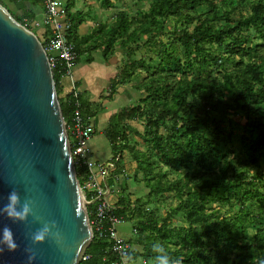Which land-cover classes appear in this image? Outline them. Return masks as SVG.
Returning <instances> with one entry per match:
<instances>
[{"label": "trees", "instance_id": "obj_1", "mask_svg": "<svg viewBox=\"0 0 264 264\" xmlns=\"http://www.w3.org/2000/svg\"><path fill=\"white\" fill-rule=\"evenodd\" d=\"M26 1L30 7L22 14L8 7ZM76 1L67 0L65 8L77 60L88 53L92 62L100 51L108 61L121 48L123 63L105 98L134 81L142 94L112 114L106 130L116 174L126 177L121 160L127 151L136 164L134 178L143 177L149 188L146 198L133 203L128 194L119 201V212L135 221L132 244L140 248L131 253L135 260L153 264L151 245L159 241L180 264H259L264 260V0H150L138 23L120 9L111 23L85 35L79 26L88 13L74 10ZM96 1L114 6L113 0ZM0 2L21 23L28 19L46 45L51 28L35 26V9H45L43 0ZM53 72L69 124L76 100L63 93L60 69ZM79 99L89 121L97 111L81 94ZM129 121L142 122L144 131ZM132 134L147 148L132 142ZM77 175L82 183V168ZM168 193L177 203L161 216L152 205ZM213 204L228 206L230 213ZM106 250L107 243L95 237L79 264H109Z\"/></svg>", "mask_w": 264, "mask_h": 264}, {"label": "water", "instance_id": "obj_2", "mask_svg": "<svg viewBox=\"0 0 264 264\" xmlns=\"http://www.w3.org/2000/svg\"><path fill=\"white\" fill-rule=\"evenodd\" d=\"M15 189L33 201L36 217L13 222L18 248L0 252V264H79L92 242V228L75 167L53 68L38 34L0 2V208ZM55 221L62 243L34 244L31 234ZM2 237V231H0Z\"/></svg>", "mask_w": 264, "mask_h": 264}, {"label": "built area", "instance_id": "obj_3", "mask_svg": "<svg viewBox=\"0 0 264 264\" xmlns=\"http://www.w3.org/2000/svg\"><path fill=\"white\" fill-rule=\"evenodd\" d=\"M43 3L44 16L42 20L35 21V26L51 28V35L44 45L45 49L52 68L58 67L63 73V78L68 77L71 80L72 86L69 93H72L76 100L73 116L69 124L66 122V127L76 170L79 167L84 172L83 182L81 183L80 180L79 182L87 203L92 240L97 237L107 243L106 251L111 259L109 264H122V256L125 253H132L134 250L132 240L126 238L118 230V225L125 221L126 216L119 212L121 209L119 201L123 199V194L115 189V183L120 181L123 175L116 174L117 167L114 163V156L106 162L91 159L88 143L95 133V126L83 117L80 109L79 96L81 92L74 77L78 56L74 43L69 38L71 26L65 1L43 0ZM28 23L30 21L25 19L24 25L28 26ZM133 231L134 234L137 233L134 228ZM131 262L129 261L128 264Z\"/></svg>", "mask_w": 264, "mask_h": 264}, {"label": "rangeland", "instance_id": "obj_4", "mask_svg": "<svg viewBox=\"0 0 264 264\" xmlns=\"http://www.w3.org/2000/svg\"><path fill=\"white\" fill-rule=\"evenodd\" d=\"M96 3H97V6H99L98 10L103 12L105 16V12H106L105 10H107V8L103 7L101 2L99 1H97ZM113 3L116 5V8H113V10H110L108 12V15L106 14L105 19H107V21H109L111 18L112 19L115 18V14L118 12V10L125 9L126 11H128L130 16L136 17L135 18V24H136L138 23V20H143V13L145 11H148L150 7V0H114ZM8 7L10 8L12 12L14 13L16 12V7L14 4H8ZM37 9H38L37 11L38 19L42 20L44 16L42 8L37 7ZM168 23H170L171 27L175 25L174 21H168ZM166 39L167 38L166 37L163 38V36L160 38L161 41H164ZM158 47L163 48L161 42L158 43ZM143 53L144 51L139 52L137 54V58L140 59L142 56H144ZM148 54L150 55L147 57V60H149L153 56V54L149 52ZM94 55L97 57V62L102 60L100 51L95 52ZM123 55H124L123 50L121 48H118L117 53L114 56H112L110 60V64H112V66L109 65V67H112V68H107V73L105 72L104 75L106 74L115 75V73L119 71V67L122 66V63H123ZM87 58H88V55L86 54L81 56L78 68L82 67L85 64V62H87ZM156 60L158 61V59ZM75 69L76 67L74 68V75H75ZM66 78L69 79L68 77ZM104 82L108 88V80L105 79ZM136 83L137 81H134L131 84H124V85L122 84L120 86L118 85L119 87L118 86L117 87L119 88L120 92L116 93L112 99H109V101L105 103L107 109L104 111H101L102 113L99 112V115L102 116L101 114H103L104 112L108 114L109 112H112V111L114 112L118 111L120 108L124 109V108L134 105L139 99V97L142 95L141 92L137 91L134 88V86H132L133 84H136ZM230 117H233L236 120L238 119L242 120L241 115L232 114ZM128 123L132 128H137L140 132L144 131V125L142 122L129 121ZM107 127H108V121H106V119H105V123L104 122L101 123L99 120V124L96 127V133L94 137L91 140H89L88 147L92 150L93 154H91V159L93 160H98L100 162H106L107 159L109 160V158L112 157V147H111L110 141L106 137ZM131 138H132V142L138 140V142L140 143L139 144L140 148L142 149L147 148V145L145 143H142V139L139 138L138 136L132 134ZM121 162L125 166L127 174H126V177H124L123 179L121 178L120 181H117L115 183V189L120 194H123L125 196L126 195L128 196V194H130L132 196L130 197V200L131 202L133 201V203L136 198H140V197L146 198L149 192V188L147 187L146 181L143 179V177L139 175L140 178L138 180L134 178V174L136 172V164L132 160L130 154L127 153V151H124ZM165 198L166 199H164L163 197H160L159 199L156 198L152 205L153 207L158 208V213L161 216L166 215L169 212L170 207L177 203V199L173 196V194L168 193V195H166ZM212 207L220 208L222 209V211L224 212L227 211L230 213V209L228 206H220V205L213 204ZM176 218L180 220L179 221L180 224L185 222L181 218V216H178ZM134 225H135L134 220L126 218L123 223L118 225V230L126 238L134 241L136 239V235L134 234V231H133ZM133 248L137 250L140 249L136 244L133 245ZM141 261L142 259L141 257H139L134 262H131V264H140Z\"/></svg>", "mask_w": 264, "mask_h": 264}, {"label": "crops", "instance_id": "obj_5", "mask_svg": "<svg viewBox=\"0 0 264 264\" xmlns=\"http://www.w3.org/2000/svg\"><path fill=\"white\" fill-rule=\"evenodd\" d=\"M64 1L66 2L67 0H64ZM96 2H97L96 0H77L76 1L74 10H82L88 13V19L79 26V33L81 35L89 34L92 31H94L96 27H98L101 23L109 24L115 19V18L113 19L111 18L109 21L105 19L106 14L108 15V12L110 10H113V8H116L115 4L113 7L107 8V10H105L106 12L104 16V13L98 10L99 6H97ZM15 7H16V13L22 14L23 10L30 7V3L28 1L18 3L15 5ZM44 10L45 9L42 8L43 13H44ZM35 11L37 12L38 9H35ZM37 20H40L38 19V14H37ZM97 35H96V38L98 37ZM94 53L92 54V56H94V60L92 62H85V64L80 68H78L80 60L79 61L77 60L74 77L76 79L77 86L81 92L82 100L85 103L91 104V106L93 107V110L97 111L94 117H88V120L94 124L95 133H96V127L99 124V120L101 123L103 122L105 123V119H106V121H108L109 123V119L111 115L117 112V111L115 112L112 111V112H109L108 114L104 112L103 114H101L102 116L99 115V112L107 109L105 103L109 101V99H106L105 97L110 91L111 82L114 79V77L117 75V73H115V75H109V74L104 75L105 72L107 73V68H112V67H109V65L112 66V64H110L111 58L108 61H105L101 55L102 60L101 61L98 60L99 62H97V57L94 55ZM86 55H89V54L87 53ZM105 79L108 80V88L104 82ZM62 84H63V93L67 94L71 90V86H72L71 80L64 78ZM118 87H117V93L120 92ZM90 152L91 154H93L91 149H90ZM112 156H113V153H112Z\"/></svg>", "mask_w": 264, "mask_h": 264}, {"label": "clouds", "instance_id": "obj_6", "mask_svg": "<svg viewBox=\"0 0 264 264\" xmlns=\"http://www.w3.org/2000/svg\"><path fill=\"white\" fill-rule=\"evenodd\" d=\"M8 203L0 208V215H6L9 219L15 222H26L29 216L36 217L33 211V201L26 200L21 203V198L18 192L13 189L8 197ZM58 225L55 221L45 223L44 226L38 229L36 232L31 234V240L34 244H39L45 242L49 237L53 238L55 242L59 245L62 243L61 233L57 230L53 232V229H57ZM2 237H0V252L5 250L14 252L18 248V244L15 241L13 231L10 227L4 226L2 229ZM151 250L154 253L153 264H180L179 261L173 260L169 253L167 252L165 246L159 242H153L151 245ZM25 251L29 254L28 261L35 259V253L31 247H27ZM129 261L134 262L135 257L131 253H125L122 256V264H128ZM259 264H264V260L259 261Z\"/></svg>", "mask_w": 264, "mask_h": 264}]
</instances>
